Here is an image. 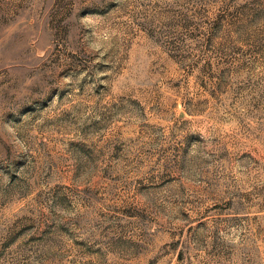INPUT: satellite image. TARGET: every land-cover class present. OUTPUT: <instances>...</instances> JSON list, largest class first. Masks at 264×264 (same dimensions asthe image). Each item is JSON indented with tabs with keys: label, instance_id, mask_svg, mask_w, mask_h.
<instances>
[{
	"label": "rangeland",
	"instance_id": "obj_1",
	"mask_svg": "<svg viewBox=\"0 0 264 264\" xmlns=\"http://www.w3.org/2000/svg\"><path fill=\"white\" fill-rule=\"evenodd\" d=\"M0 264H264V0H0Z\"/></svg>",
	"mask_w": 264,
	"mask_h": 264
}]
</instances>
